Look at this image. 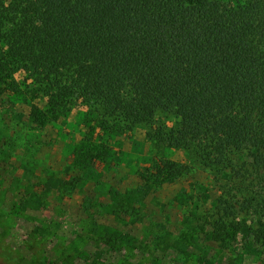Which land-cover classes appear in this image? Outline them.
I'll list each match as a JSON object with an SVG mask.
<instances>
[{
  "label": "trees",
  "instance_id": "trees-1",
  "mask_svg": "<svg viewBox=\"0 0 264 264\" xmlns=\"http://www.w3.org/2000/svg\"><path fill=\"white\" fill-rule=\"evenodd\" d=\"M17 74L25 89L12 96L36 92L53 114L82 102L89 123L150 128L226 174L264 171V0H0V79ZM153 161L163 181L183 173ZM259 224L231 223L254 247Z\"/></svg>",
  "mask_w": 264,
  "mask_h": 264
},
{
  "label": "rangeland",
  "instance_id": "rangeland-1",
  "mask_svg": "<svg viewBox=\"0 0 264 264\" xmlns=\"http://www.w3.org/2000/svg\"><path fill=\"white\" fill-rule=\"evenodd\" d=\"M22 81L0 79V264H264V245L231 225L264 222V171L226 174L150 128L89 123L82 102L53 114L36 92L12 96ZM155 159L183 173L163 181Z\"/></svg>",
  "mask_w": 264,
  "mask_h": 264
}]
</instances>
